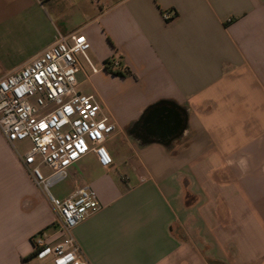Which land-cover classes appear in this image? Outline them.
<instances>
[{"label": "crops", "instance_id": "obj_1", "mask_svg": "<svg viewBox=\"0 0 264 264\" xmlns=\"http://www.w3.org/2000/svg\"><path fill=\"white\" fill-rule=\"evenodd\" d=\"M51 9L57 22L35 45L24 35L21 62L0 77L73 32L95 63L116 59L133 74L88 76L116 124L112 166L90 153L67 171L71 195L91 187L101 203L74 230L89 263L264 264V0H58ZM161 101L187 118L170 144L133 128ZM24 156L0 131V264H53L34 240L60 241L57 213Z\"/></svg>", "mask_w": 264, "mask_h": 264}, {"label": "built area", "instance_id": "obj_2", "mask_svg": "<svg viewBox=\"0 0 264 264\" xmlns=\"http://www.w3.org/2000/svg\"><path fill=\"white\" fill-rule=\"evenodd\" d=\"M170 18L164 13L165 20ZM90 49V42L80 32L59 34L26 66L0 78V131L11 144L31 140L33 147L22 160L34 183L42 189L45 186L57 213L60 241L49 245L45 232L34 240L35 252L51 256L53 264H90L74 230L100 211L101 203L91 187L78 188L66 199L54 197L49 188L64 180L68 169L90 153L102 167L114 163L107 142L115 134L116 124L103 113L94 96L77 92L76 85L81 57L93 74L103 70L121 72L122 68L119 60L113 59L98 69L88 55ZM69 107L72 112L65 111ZM40 124L47 127L42 130ZM37 156L54 170L49 179L44 178L39 166L32 168Z\"/></svg>", "mask_w": 264, "mask_h": 264}, {"label": "rangeland", "instance_id": "obj_3", "mask_svg": "<svg viewBox=\"0 0 264 264\" xmlns=\"http://www.w3.org/2000/svg\"><path fill=\"white\" fill-rule=\"evenodd\" d=\"M57 1L58 0H0V76L6 71L7 67L10 68L21 62L25 51L24 48H22L25 45L24 35L27 34L31 39L30 45H35L36 42L34 37L39 30L44 29L49 31L51 25L57 22L54 12L51 9L52 3L55 4ZM60 8L59 6V10H61ZM66 17L65 21L68 18ZM9 45L12 47L8 53L7 49ZM88 55L95 67L100 69L102 65L95 63L89 53ZM80 61L81 71L77 74L76 90L81 94L93 95L104 113L106 107L95 90L94 81H91L88 77L92 74L91 69L82 57ZM105 72L113 76L123 77L120 73L116 74L118 71ZM15 147L20 153L26 155L32 149L33 144L31 140L28 139L15 142ZM127 165L128 164L123 163L119 167L120 174H125L129 169ZM35 166L40 167L46 179H49L54 174L52 168L42 163V158L40 156L36 157V163L32 168ZM132 182L134 184V180H132ZM72 191V184L67 178L49 188V192L59 199L68 198Z\"/></svg>", "mask_w": 264, "mask_h": 264}, {"label": "water", "instance_id": "obj_4", "mask_svg": "<svg viewBox=\"0 0 264 264\" xmlns=\"http://www.w3.org/2000/svg\"><path fill=\"white\" fill-rule=\"evenodd\" d=\"M139 126L148 136H158L163 140L162 143L170 144L186 129L187 118L183 117L180 107L161 101L134 125V130H137Z\"/></svg>", "mask_w": 264, "mask_h": 264}, {"label": "flooded vegetation", "instance_id": "obj_5", "mask_svg": "<svg viewBox=\"0 0 264 264\" xmlns=\"http://www.w3.org/2000/svg\"><path fill=\"white\" fill-rule=\"evenodd\" d=\"M137 131H138L139 136H141L142 138H144L146 140H149L146 131L141 126L138 127Z\"/></svg>", "mask_w": 264, "mask_h": 264}, {"label": "trees", "instance_id": "obj_6", "mask_svg": "<svg viewBox=\"0 0 264 264\" xmlns=\"http://www.w3.org/2000/svg\"><path fill=\"white\" fill-rule=\"evenodd\" d=\"M106 62H109V60L108 61H106ZM105 63V62H104ZM118 73H120L123 77H127V76H132L133 74L131 73V71L129 70V69H122V71L121 72H116V74H118ZM43 233V232H42Z\"/></svg>", "mask_w": 264, "mask_h": 264}, {"label": "snow or ice", "instance_id": "obj_7", "mask_svg": "<svg viewBox=\"0 0 264 264\" xmlns=\"http://www.w3.org/2000/svg\"><path fill=\"white\" fill-rule=\"evenodd\" d=\"M37 79H39V77H37ZM65 111L72 112L73 109L69 107V108H66ZM38 127H40L43 130L47 127V125L46 124H40ZM100 127L103 128L104 126L101 124ZM97 135H98V133H97ZM77 147H79V145H77Z\"/></svg>", "mask_w": 264, "mask_h": 264}]
</instances>
